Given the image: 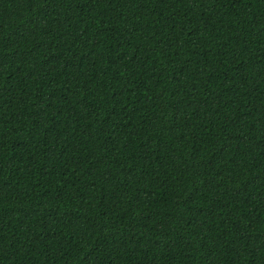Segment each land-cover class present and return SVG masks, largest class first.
Returning <instances> with one entry per match:
<instances>
[{
    "label": "trees",
    "instance_id": "obj_1",
    "mask_svg": "<svg viewBox=\"0 0 264 264\" xmlns=\"http://www.w3.org/2000/svg\"><path fill=\"white\" fill-rule=\"evenodd\" d=\"M0 264H264V0H0Z\"/></svg>",
    "mask_w": 264,
    "mask_h": 264
}]
</instances>
